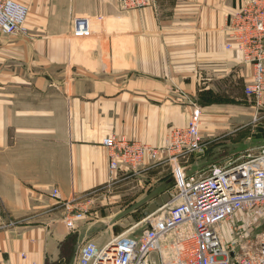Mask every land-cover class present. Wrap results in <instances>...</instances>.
<instances>
[{
    "label": "crops",
    "instance_id": "0c3cea01",
    "mask_svg": "<svg viewBox=\"0 0 264 264\" xmlns=\"http://www.w3.org/2000/svg\"><path fill=\"white\" fill-rule=\"evenodd\" d=\"M245 1L156 0L123 10L113 0H67L66 25L54 0H43L27 19L29 32L0 31V264L59 261L71 235L60 200L99 190L86 204L94 208L116 188L108 184V134L160 147L196 106L203 135L231 133L247 111L257 112L245 93L254 66L227 46L229 15ZM78 15L98 29L74 36ZM134 171L133 201L166 202L175 182L167 162L147 155ZM118 228L88 210L74 233L98 248Z\"/></svg>",
    "mask_w": 264,
    "mask_h": 264
},
{
    "label": "built area",
    "instance_id": "2783aa9c",
    "mask_svg": "<svg viewBox=\"0 0 264 264\" xmlns=\"http://www.w3.org/2000/svg\"><path fill=\"white\" fill-rule=\"evenodd\" d=\"M112 1V0H108ZM123 10L140 8L156 0H113ZM29 15L27 4L18 0H0V31L4 34L26 32ZM228 27L234 45L246 62L254 66L253 79L245 93L264 104V0H246L229 15ZM92 19L78 15L72 21L76 37L92 34ZM202 108L196 106L185 126H172L165 143L156 147L145 142L108 134L102 143L109 149V181L120 170L131 172L148 155L154 163L167 162L174 176L175 192L141 221L139 235L120 233L98 249L92 264H264V234L256 249L244 253L226 245L220 224L239 211L264 210V145L243 155L234 164H213L206 170H187L181 162L204 151L201 130ZM93 190L83 198L60 200L64 221L71 233L85 218L92 203ZM52 195L60 199L57 188ZM138 225V224H137ZM136 225V226H137ZM135 225L131 228H134Z\"/></svg>",
    "mask_w": 264,
    "mask_h": 264
},
{
    "label": "rangeland",
    "instance_id": "374dc122",
    "mask_svg": "<svg viewBox=\"0 0 264 264\" xmlns=\"http://www.w3.org/2000/svg\"><path fill=\"white\" fill-rule=\"evenodd\" d=\"M18 1L31 7L28 20L35 15L36 5L43 4V0ZM54 2V5L60 10L59 14H56V19L60 20L62 24L71 25V21H69L71 18L68 16V12L65 11V8H68L67 0H54ZM47 3L51 7L52 0H47ZM28 20L26 22V33L30 30ZM92 28L93 31L98 29L94 21H92ZM246 113L235 124L231 133L222 129L213 135L204 134V151L200 154L192 155L187 162H181L182 165L188 166L187 170L191 168V171L195 172L197 170H206L213 164L225 165L230 162L236 164L244 160L243 155L248 151L257 150L258 147L264 145V107H258L257 112L251 109V112L247 111ZM254 113L257 114L255 118ZM134 172L131 171L127 174L130 175ZM119 174L120 172L118 176ZM118 178L111 183L113 186L116 185V188H113V191L108 193V200L103 201L105 197L102 196L101 199L96 201L94 208L88 205L89 212L98 210L99 217L104 216L109 223L115 222L119 226L117 234L139 235L144 227L141 221L147 215L144 211L148 209L149 201L142 199L133 201L139 195L137 191L138 182L135 181L134 176L130 175L129 178L125 177L124 179L121 176ZM169 181L170 174L166 178V183ZM133 186H136L135 189H133ZM175 189L173 186V189L167 193V197L164 200L168 201L171 198V193L176 191ZM92 196L99 198L96 193ZM109 196L111 197L109 198ZM134 225L135 227L131 228ZM220 228L223 231L226 245H234L241 253L256 249L260 238L264 234V210L259 208L258 213H254L250 209L241 210L232 218L223 221L220 224ZM74 234L73 237L77 239V242L73 249H69L67 253L69 258L64 264H92L96 251L101 247L97 248L92 242L81 240L78 233ZM45 264L57 263L56 261L47 260Z\"/></svg>",
    "mask_w": 264,
    "mask_h": 264
},
{
    "label": "trees",
    "instance_id": "16d2710c",
    "mask_svg": "<svg viewBox=\"0 0 264 264\" xmlns=\"http://www.w3.org/2000/svg\"><path fill=\"white\" fill-rule=\"evenodd\" d=\"M73 235H75L74 233H71V235L65 239L60 247L61 250V258L59 259L58 262H56L57 264H64V262L68 260V251L69 249H73V247H75V244L77 242V239L75 237H73Z\"/></svg>",
    "mask_w": 264,
    "mask_h": 264
},
{
    "label": "water",
    "instance_id": "95a60500",
    "mask_svg": "<svg viewBox=\"0 0 264 264\" xmlns=\"http://www.w3.org/2000/svg\"><path fill=\"white\" fill-rule=\"evenodd\" d=\"M162 204V199L161 198H157L151 205L150 207L146 210V213H150L153 212L159 205Z\"/></svg>",
    "mask_w": 264,
    "mask_h": 264
}]
</instances>
